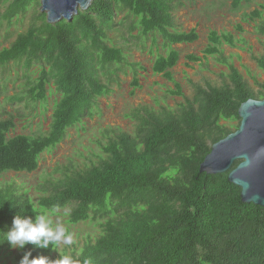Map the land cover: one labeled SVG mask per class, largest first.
<instances>
[{
  "label": "trees",
  "instance_id": "16d2710c",
  "mask_svg": "<svg viewBox=\"0 0 264 264\" xmlns=\"http://www.w3.org/2000/svg\"><path fill=\"white\" fill-rule=\"evenodd\" d=\"M181 1L93 0L72 20L49 22L46 12L37 9L40 0H0V25L12 23L36 4L29 26L0 47V67L14 62L38 75H28L25 90L7 97L45 102L49 93L59 96L45 133L9 136L14 116H0V176L8 170L37 169L43 151L94 114L97 98L110 91L103 79L106 66L124 59L123 48L108 41L118 12L127 10L142 35L159 33L165 45L197 39L194 28L174 29V11ZM260 6L246 16L260 18L256 29L264 34V3ZM208 37L205 52L221 54L229 81L193 83L191 97L176 82L173 92L184 96L177 107L135 108L134 133L115 132L103 144L106 155L49 180L37 201L13 182L0 184V241L16 215L34 220L36 214H53L62 207H67L71 223L92 219L101 226L82 245L74 241L62 254L29 244L21 249L19 261L30 251V259L45 256L50 264L61 255L71 257L73 264H264V206L243 201L241 187L228 179V171H200L212 144L238 128L240 104L264 96V81L255 88L222 55L220 45L234 43L231 34L211 30ZM179 55L174 48L158 53L153 70L173 79L170 68ZM255 59L264 69V54ZM137 81L135 76V85ZM9 247L7 241L0 244V256Z\"/></svg>",
  "mask_w": 264,
  "mask_h": 264
},
{
  "label": "rangeland",
  "instance_id": "374dc122",
  "mask_svg": "<svg viewBox=\"0 0 264 264\" xmlns=\"http://www.w3.org/2000/svg\"><path fill=\"white\" fill-rule=\"evenodd\" d=\"M234 1L182 0L174 11V29L190 31L194 28L199 36L191 42L171 45H165L159 33L142 35L135 18L127 10L118 12L116 26L109 32L108 41L123 48L124 59L107 65L103 72V79L109 82L110 91L97 98L93 115H86L82 122L69 127L63 140L41 153L37 169L5 171L0 176V184L13 182L21 189L25 188L27 194L37 201L43 192L41 187L47 185L49 180L62 178L65 172L75 167L82 168L98 161L99 154L106 155L103 144L115 132L121 129L134 133L137 129V118L133 116L135 108L177 107L184 96L173 92L177 89L176 82L181 85L184 95L191 97L194 93L193 83L221 85L229 81V67L220 58L221 54L205 52L211 30L233 36L234 43L224 41L220 45L222 55L238 67L252 86L258 88L264 81V69L258 65L255 57L264 54V34L256 29L260 18L253 20L246 13L262 8L260 5L264 0H242L237 6ZM35 8L36 4L31 5L26 13L10 24L7 21L1 23L0 47L9 44L19 31L29 26L34 19ZM37 9L41 10V0ZM133 24L135 27H132ZM171 48L180 53L177 63L170 68L173 79L164 72L153 70L158 53L166 54ZM108 70L113 73L110 75ZM30 74L36 77L38 72L32 73L14 62L0 67V116L11 114L15 122L9 136L20 133L38 135L45 133L50 126L55 99L59 97L57 93H49L45 102H29L27 98L11 101L7 97L24 91ZM135 76L138 78L136 85ZM48 215L54 222L64 227L67 225L79 245L83 244L89 233L96 234L101 230L96 220L69 222L67 207L56 208L53 214L48 211ZM65 248L69 249L70 246L61 243L58 253L62 254ZM21 253L20 248L4 249L0 264H18Z\"/></svg>",
  "mask_w": 264,
  "mask_h": 264
},
{
  "label": "water",
  "instance_id": "95a60500",
  "mask_svg": "<svg viewBox=\"0 0 264 264\" xmlns=\"http://www.w3.org/2000/svg\"><path fill=\"white\" fill-rule=\"evenodd\" d=\"M93 0H41L49 22L72 20ZM238 128L215 141L200 163V171H228V179L241 187V198L264 206V96L249 97L238 109ZM239 162L235 165V161Z\"/></svg>",
  "mask_w": 264,
  "mask_h": 264
},
{
  "label": "clouds",
  "instance_id": "9594fccd",
  "mask_svg": "<svg viewBox=\"0 0 264 264\" xmlns=\"http://www.w3.org/2000/svg\"><path fill=\"white\" fill-rule=\"evenodd\" d=\"M5 241L13 249H24L31 244L40 248L58 250L61 243L71 246L74 237L63 224L54 222L47 213L36 214L34 220L18 214L13 218L12 227L4 233V240L0 241V244ZM30 256L31 252H26L19 264H50L48 257L30 259ZM55 264H73V260L69 256L61 255L60 259L55 260Z\"/></svg>",
  "mask_w": 264,
  "mask_h": 264
}]
</instances>
